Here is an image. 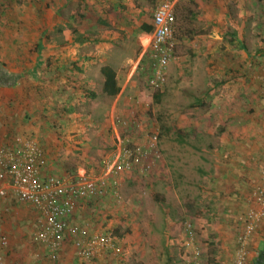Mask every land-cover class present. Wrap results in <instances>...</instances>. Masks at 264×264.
<instances>
[{
  "label": "rangeland",
  "instance_id": "rangeland-1",
  "mask_svg": "<svg viewBox=\"0 0 264 264\" xmlns=\"http://www.w3.org/2000/svg\"><path fill=\"white\" fill-rule=\"evenodd\" d=\"M144 1L147 12L138 15L136 21L132 22L129 41H122L123 33L119 32L120 28H116L121 25L116 21L110 46L86 47L81 52L86 60H93L84 68L92 72L94 81H97L102 66L110 65L114 68L120 93L113 99L104 97L99 86L89 91L83 89L80 92L73 91L64 95L61 93L62 90L59 92V89L51 83L54 80L58 82L57 75L52 80H48L47 86V80L41 77L45 70H49L47 69L49 66L53 67L57 74L60 57L66 53L71 54V51L65 50L66 47L63 46L67 40L64 31L66 17L64 13H60V10L64 8L65 0H0V68L8 69L14 74L24 70L26 77L23 75L19 80L22 94L17 98L20 100L18 108H22L19 114L24 112L22 118L25 123H30L29 107L34 106H38L45 113L53 112L50 117L35 115L36 124H39L40 128L48 121L54 125L65 116L87 123L82 130L86 149L76 141L74 146L59 143L65 155L58 153L60 157L56 158L53 152L50 154L51 175L54 177L74 180L79 170H83V173L92 178L103 177L104 161L119 150L118 137L123 142L121 146L123 149L128 144L131 147L148 145L149 139L157 134L160 158L151 163V169L146 177L140 171L142 168L140 165L139 171L130 170L121 174L116 191L118 200L112 190L101 195L89 196L79 201L77 209L69 220L70 225L85 227L89 233H112L117 236L120 255L103 253L98 258V262L188 264L192 252L198 250L201 254V264H213L212 258L219 250L217 236L229 229L231 232L229 236L235 237L234 242L237 245L236 239L243 230V218L246 213L235 216L236 214L233 215L234 212L230 211L221 217L215 215L218 208L215 205L217 197L202 192L205 181L201 170L208 168L203 166L208 159L196 153H187L181 145L186 143L188 135L193 132L189 130L187 124H192L206 116L205 108H208L209 101L206 90L208 86L219 81L217 76L214 78L208 76L219 71V62L214 58L219 53L218 46L215 47L214 52L210 51L213 46L210 49L201 46L204 47L201 51H193L189 47L187 36L179 27L177 10L187 8L189 6L187 3L191 0H182L175 11V56L168 65L166 83L162 90H151L147 84L151 73L150 58L148 56L141 58L142 45L146 39L141 40L143 32L139 28L141 18L151 21L158 0ZM81 4L76 11L77 18L80 16L79 25L103 26L98 21L96 23L100 18H97V12L92 9L90 0H82ZM192 5H195L194 2L190 6ZM71 6H75V3L71 2ZM178 15H181V12ZM120 19H123L122 16ZM71 25L74 23L71 22ZM85 33L86 38L93 37L92 34H88L91 32L85 31ZM96 35L100 36V33L95 32L94 36ZM204 53H207V56ZM44 57H46L45 65L42 66ZM228 65L232 67V64ZM254 65L256 67L251 70L257 68L260 72L263 71L264 62ZM235 66L237 65L234 64ZM32 69H34L33 77ZM232 69L230 72H236ZM7 78L4 74H0V83H2L0 88L8 89L0 91V115L14 123L17 121L18 110L16 100L9 98L14 84ZM50 85L53 86L52 89ZM261 86L264 88V85ZM31 89L45 95L40 100L33 99ZM13 93L17 92L13 91ZM156 95L159 96L158 102L155 100ZM63 98L68 103L66 106ZM57 103L59 111L54 109ZM4 105L11 110L7 112L3 110L6 109ZM2 116L0 120L4 119L1 118ZM123 123L127 124L126 128ZM216 131L214 130L213 133L218 134ZM208 132H210L208 128L200 127L198 135H201L199 144L201 148L215 142L216 135L209 137ZM39 135L34 134V139L41 144L44 138ZM60 135L58 137L61 139ZM49 140V144L46 145L47 151L54 145L53 140L51 138ZM257 183L252 187L248 197L252 205H254L252 194ZM9 207L4 217L7 223L12 221L13 225L10 230L12 234L7 236L9 240L7 250L18 259V263L25 264L34 255L35 263L39 264H96V260L86 262L78 258L76 249L71 243L62 246L59 252L47 257L48 250L36 240L37 219L33 222L31 216L28 227L25 223H21L25 222V218L29 215L35 217V211L30 210L28 205L14 200ZM249 208L253 209L254 206ZM187 222L192 224L194 232L191 241L185 229ZM260 226L261 228L264 226V220L257 229ZM259 236L262 238L258 251L263 252L264 264V243H261L264 241V233L262 235L259 233ZM249 244L246 264L250 255ZM251 251L254 262L255 251L254 249ZM258 251H256L257 255Z\"/></svg>",
  "mask_w": 264,
  "mask_h": 264
},
{
  "label": "crops",
  "instance_id": "crops-1",
  "mask_svg": "<svg viewBox=\"0 0 264 264\" xmlns=\"http://www.w3.org/2000/svg\"><path fill=\"white\" fill-rule=\"evenodd\" d=\"M81 1L65 0L64 8L62 7L63 9L60 10V13H64L66 17V20L64 18V31H66L67 40L63 46L66 47L65 50L71 51V54L68 55L66 53L60 57V66L57 69V74L52 69L53 67L50 66L47 67L49 70H45L41 74L42 79L47 80L46 86L49 84L48 80H52L57 75L58 82L54 80L51 83L56 86L55 88L59 89V92L62 90L63 92L61 93L64 95L73 91L80 92L83 89L89 91L98 86L101 89L102 76L99 72L97 81H94L92 72L84 68L88 67L87 64L93 60H86L84 55H81L82 49L86 47L98 48L99 46H110V41L113 39L112 36L115 33L114 24L116 21L121 25L120 27L116 26V28H120L121 31L119 32L123 33L122 41H129L132 22L136 21L135 19H137L138 15L147 12L144 0H90V5L91 7L93 6L92 9L97 12V18H100V20H96V23L98 21L103 26L95 24L90 27H84L83 24L79 25L80 16L77 18L76 14V11L82 5ZM181 1L178 2L175 11L178 9ZM263 1L191 0L188 1L189 4L187 3V5L189 6L187 8H182L181 11L177 10L180 30L186 34L187 44L193 51L204 50V47L201 46H205L208 49L213 46L210 51L214 52L216 51L215 47L218 46L219 53L214 58L219 62V71L218 73L208 74V76L212 78L217 76L219 81L208 86L209 88H207L206 93L209 95V101L208 108H205L206 116L198 121H194L192 124H187L189 130L193 132L188 135L186 143L181 146L187 150V153H196L204 159H208L207 163H203V166L208 168L201 170L202 178L205 181V185L202 186V192L208 196L217 197L218 200L215 205L218 208H216L217 212L215 215L220 217L227 215L230 211L234 212L233 215L236 214L235 216L242 215L247 213L250 206H254L249 203L248 197L252 187L259 180V172L264 162V88L261 86L264 85V69L261 72L257 68L254 71L251 70L255 66V63L264 62ZM68 2L69 7H67ZM71 2H74L75 6L72 7ZM193 2L195 5L190 6ZM180 12L181 15H178ZM121 16L123 19H120ZM71 22L74 25H71ZM143 24L151 26L152 21L148 22L147 19L143 20L141 18L140 26ZM85 31L91 32L88 34H92L93 37L89 35L92 38H86ZM95 32H99L100 36H94ZM248 48L251 49L249 50ZM204 55L207 56V53H204ZM45 60L46 57L42 59V66L45 65ZM228 64H232V67ZM234 64L237 66L234 67ZM233 67L234 69H232ZM231 69L236 70V72H230ZM0 74H4L8 77L7 80H10L14 84L9 98L16 100V109L18 110L17 121L14 123L11 120H5L2 114L0 115L2 116L1 118H4L0 120V146H3L7 142L5 139L6 135L8 137L19 134V137L23 136L24 140H27L26 137H30V139L38 143V140L34 139V134H40L39 137L44 139L43 144H38L44 147L45 154L49 159L52 152L56 158L60 157L59 154H64L59 143H68L74 146L76 141L82 148L85 147L82 130L87 126V123L84 121H76L71 116H65L54 125L48 121L40 128V125L36 124L35 115L42 114L50 117L53 112L48 111L45 113L38 106H34L29 107L30 115L28 117H31L30 123H25L22 118L24 112L19 114L22 108H18L20 100L17 98L22 94L20 92L19 80L24 75V70L17 71L14 74L9 72L8 69L1 67ZM31 75L32 77L34 76V69H32ZM24 77L26 76L24 75ZM49 87L50 89L53 88L52 85ZM4 90L0 88V91ZM13 91L17 93H13ZM30 93L33 99L39 100L45 95L39 92L36 93L34 89H31ZM58 103L57 106H54L56 111L59 109ZM63 103L65 106L68 104L65 98H63ZM3 107L6 108L3 109L6 112L11 110L6 105ZM201 126L210 130L208 132L210 134L209 137L216 135L214 137V144H206L207 146L200 147L201 135H198V133H200ZM214 130H217L216 133L218 134L213 133ZM59 135L61 139L58 137ZM49 138L53 140L55 146H50V149L47 151L46 145L49 144ZM197 139L198 142H196ZM86 148L87 146L84 149ZM47 165L48 168L46 169L52 172L49 160ZM47 170L46 172H48ZM78 173H83V170H79ZM11 203H13L11 199L5 202L2 201L0 207L1 231L7 236L12 234L10 230L12 229L13 222L9 221L7 223L4 214L8 211L7 208H10ZM25 205L27 206L28 204ZM28 207L30 210H34L30 205ZM214 212L213 210L212 213ZM34 213L36 214L35 217L29 215L25 218V222L21 223H25L26 227H28L31 216L33 217H31L33 222L37 219V213ZM223 232L224 234L217 236L219 250L212 258L213 264H233L237 248L234 242L235 237L231 238L229 236L231 234L229 229ZM259 233L261 235L264 233V226L262 228L260 226L249 240L250 255L248 257V264H263V252L258 251L260 239L262 238L259 236ZM257 240L259 241L257 242ZM262 242L264 243V241ZM70 243L68 241L64 245ZM251 249L255 251L254 262H252ZM256 251H258V255ZM12 255L6 249L3 255L1 254L3 264H12L14 262L23 264L22 262L18 263V259ZM46 255L49 257L52 254L46 251ZM99 257L94 259L96 260V264H107L104 261L98 262ZM25 264L39 263H35L34 255H32Z\"/></svg>",
  "mask_w": 264,
  "mask_h": 264
},
{
  "label": "built area",
  "instance_id": "built-area-1",
  "mask_svg": "<svg viewBox=\"0 0 264 264\" xmlns=\"http://www.w3.org/2000/svg\"><path fill=\"white\" fill-rule=\"evenodd\" d=\"M180 0H159L152 14L153 30L142 45L141 58L151 52V75L148 87L160 90L167 80V69L174 59L175 47V8ZM140 58V59H141ZM125 128L126 123H123ZM157 134L148 145H134L132 150L121 149L122 141L117 138L119 150L103 163L102 176L92 178L86 173L78 174L76 179L65 180L46 176L43 154L39 145L31 139L17 137L13 144L0 146V207L2 201L15 200L30 205L37 213L36 240L51 253L61 249L65 242H71L78 258L90 262L103 253L118 254L117 240L111 234L89 233L79 225H70L69 220L81 200L89 196L101 195L108 190L117 196L119 176L142 166L140 171L149 172L150 160L159 159ZM254 208L243 218L242 232L236 239V254L233 264H246L247 249L251 236L264 220V162L259 172V180L253 191ZM185 229L190 241L194 232L187 222ZM9 240L0 226V264L1 254L8 248ZM188 264H201L198 250L192 252ZM17 264V263H12Z\"/></svg>",
  "mask_w": 264,
  "mask_h": 264
},
{
  "label": "trees",
  "instance_id": "trees-1",
  "mask_svg": "<svg viewBox=\"0 0 264 264\" xmlns=\"http://www.w3.org/2000/svg\"><path fill=\"white\" fill-rule=\"evenodd\" d=\"M151 21H152V17H151ZM139 30L141 31V32H143L144 34L141 36V40H143V39H147V37L150 35V33L152 32V30H153V27H152V25L150 26V25H145V24H143L142 26H140V28H139ZM144 56H148V58H150V69H151V66H152V59H151V52H150V50H148V52H147V54H145ZM143 56V57H144ZM139 64V63H138ZM100 74H101V76H102V84H101V94L104 96V97H106V98H110V99H113V98H115V97H117L118 96V94L120 93V86H119V84H118V78H117V74H116V71L114 70V68L112 67V66H110V65H104V66H102L101 68H100ZM150 75H151V73H150ZM149 78H150V76H149ZM148 78V79H149ZM148 84V83H147ZM164 87V86H163ZM163 88H161L160 90H162ZM154 91H156V90H154ZM155 100L158 102V100H159V96L158 95H156L155 96ZM17 137H19V134L17 135V134H14V135H11V136H8L7 138H6V141L7 142H5V144L3 145L4 147H8V146H10V145H12L13 144V141L17 138ZM21 138L23 137V136H20ZM27 139H30V137H26ZM38 144V143H37ZM42 144V143H41ZM39 145V147H40V149H41V151H42V154H43V161H44V163H45V169L46 168H48V165H47V162H48V160H50L49 158H48V156L45 154L46 152H45V149H44V147L42 146V145H40V144H38ZM126 150H132V149H134L133 147H131L129 144L128 145H126ZM154 160H157V159H152V160H150V165H151V163L154 161ZM47 170V169H46ZM46 170H45V174H46V176H53V175H51V172H49V169L47 170L48 172H46ZM134 170H138V168H135ZM139 171V170H138ZM144 174V177H146L147 176V174H149V172H145V173H143ZM116 198V197H115ZM117 199V198H116ZM118 200V199H117ZM0 223H1V221H0ZM1 225V224H0ZM80 226V225H79ZM109 234H111L114 238H117V236H115V234H112V233H109ZM116 246H117V248L119 249V245H118V242L116 243ZM2 255H3V253H2ZM117 255H120V250H119V252H118V254Z\"/></svg>",
  "mask_w": 264,
  "mask_h": 264
}]
</instances>
